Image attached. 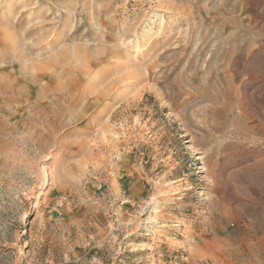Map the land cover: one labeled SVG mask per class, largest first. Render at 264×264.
I'll return each mask as SVG.
<instances>
[{
  "label": "rangeland",
  "instance_id": "374dc122",
  "mask_svg": "<svg viewBox=\"0 0 264 264\" xmlns=\"http://www.w3.org/2000/svg\"><path fill=\"white\" fill-rule=\"evenodd\" d=\"M0 264H264V0H0Z\"/></svg>",
  "mask_w": 264,
  "mask_h": 264
}]
</instances>
